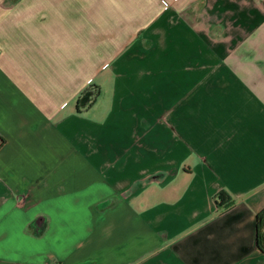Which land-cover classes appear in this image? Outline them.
I'll list each match as a JSON object with an SVG mask.
<instances>
[{"label": "crops", "instance_id": "crops-1", "mask_svg": "<svg viewBox=\"0 0 264 264\" xmlns=\"http://www.w3.org/2000/svg\"><path fill=\"white\" fill-rule=\"evenodd\" d=\"M108 5L0 0V264H264V0Z\"/></svg>", "mask_w": 264, "mask_h": 264}, {"label": "trees", "instance_id": "trees-1", "mask_svg": "<svg viewBox=\"0 0 264 264\" xmlns=\"http://www.w3.org/2000/svg\"><path fill=\"white\" fill-rule=\"evenodd\" d=\"M221 196V200L223 202H228L230 200V197L223 192H219ZM263 226H264V206L262 209H260L256 213V241L257 245L264 249V232H263Z\"/></svg>", "mask_w": 264, "mask_h": 264}, {"label": "rangeland", "instance_id": "rangeland-1", "mask_svg": "<svg viewBox=\"0 0 264 264\" xmlns=\"http://www.w3.org/2000/svg\"><path fill=\"white\" fill-rule=\"evenodd\" d=\"M125 0H110V3H111V5H108V6H110V12H112V13H116L115 11H114V8L115 7H117V6H113V4L114 3H118V4H122L123 2H124ZM122 5H119V7H121ZM124 6H126V5H124ZM85 7V6H84ZM83 7V8H84ZM88 7V6H87ZM86 8V7H85ZM84 8V9H85ZM126 9V8H125Z\"/></svg>", "mask_w": 264, "mask_h": 264}]
</instances>
